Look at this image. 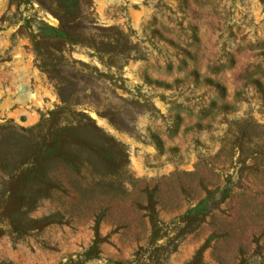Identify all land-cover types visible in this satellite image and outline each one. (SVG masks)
Instances as JSON below:
<instances>
[{"label": "rangeland", "instance_id": "374dc122", "mask_svg": "<svg viewBox=\"0 0 264 264\" xmlns=\"http://www.w3.org/2000/svg\"><path fill=\"white\" fill-rule=\"evenodd\" d=\"M0 264H264V0H0Z\"/></svg>", "mask_w": 264, "mask_h": 264}]
</instances>
